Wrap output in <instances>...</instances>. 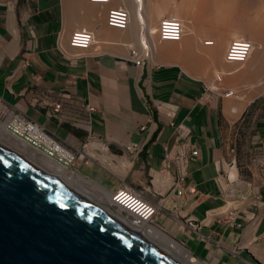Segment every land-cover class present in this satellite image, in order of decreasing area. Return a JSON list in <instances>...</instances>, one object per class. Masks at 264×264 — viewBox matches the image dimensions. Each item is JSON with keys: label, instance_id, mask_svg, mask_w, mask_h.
<instances>
[{"label": "crops", "instance_id": "1", "mask_svg": "<svg viewBox=\"0 0 264 264\" xmlns=\"http://www.w3.org/2000/svg\"><path fill=\"white\" fill-rule=\"evenodd\" d=\"M14 2L0 0V95L75 148L86 141L87 135L74 127L73 119L87 122L89 129L105 137L114 152L125 144H137L141 161L151 166L150 176L159 170L175 178V166L158 169L159 161L164 146L171 155L183 146L187 161L181 186L193 184L197 192L186 194L184 202H177L179 212L157 209L155 221L163 229L159 228L206 264H239L242 260L264 264V188L260 191L257 185L260 199L253 200V184L262 177L256 179L253 175L249 182L235 163L237 157L238 161L241 159L236 151L246 150L253 143L236 142L237 123L223 115L218 96L206 91V85L186 75L177 65L157 63L145 70L127 58L108 53L61 52L57 44L62 37V3L58 19L51 1L19 0L18 13ZM58 100L60 113L66 117L59 122L48 115L50 105ZM84 102L93 107L88 113L81 107ZM261 127L256 130L259 136L264 133V124ZM9 143L13 145L11 139ZM96 144L106 148L103 141L91 138L81 152L94 160L96 157L98 163H106L123 178L134 161L128 168L109 156H101ZM26 148L27 155L41 160L35 157L41 156ZM189 148L196 149L193 157L188 155ZM121 157L133 160L128 155ZM233 159L235 162L231 163ZM93 172L92 180L99 183L104 176ZM224 173L235 178L229 183L230 191L220 190L214 183V177ZM241 193L252 197L250 215L257 212L253 222L250 215H237V210L228 213L231 208L240 207L242 200L226 197ZM229 216L233 220L228 221ZM185 218H192L200 227L194 229ZM237 223L241 225L236 226Z\"/></svg>", "mask_w": 264, "mask_h": 264}, {"label": "bare ground", "instance_id": "2", "mask_svg": "<svg viewBox=\"0 0 264 264\" xmlns=\"http://www.w3.org/2000/svg\"><path fill=\"white\" fill-rule=\"evenodd\" d=\"M62 2L67 17L65 33L60 38L59 45L68 55L109 52L114 56L129 57L130 45L139 46L140 42H143L147 51H141V56L146 55L150 65L156 62L178 65L186 75L206 80L207 88L215 92L222 91L225 87L230 88V95L233 97L226 99L225 110L231 120L239 116L246 103L262 92L264 0H258L257 4H251L250 0H138V4L135 0H111L107 3L88 0ZM120 4H124L129 12L127 27L124 29L108 26L104 19L106 7ZM164 16H173L181 24L182 31L177 39H163L157 36L158 22ZM80 28H86L93 33V42L84 50L67 45L70 31ZM140 28L141 37L138 33ZM231 47L236 50L229 56ZM222 81L224 83H221ZM246 86L251 90L244 91L242 88ZM4 125L0 124V149L8 156L19 163L30 161L40 166L108 216L126 223L138 235L158 246L180 264H206L192 254H189V259L185 262L182 261L178 255L186 252L184 246L158 226L152 223H133L122 217L120 212L111 211L96 201L94 196L85 193H100L109 202L110 191L107 188L69 170L68 165L38 154L44 162L41 163L15 149L5 141L12 138ZM85 128L87 129L88 125ZM19 145L22 148L28 146L22 142ZM96 148L101 156H109L128 168L131 167V160L111 155L102 145L96 144ZM83 155L80 152V157ZM154 178L151 183L152 193L164 194L172 182V177L169 174L155 173ZM179 197L178 193H170L168 198L171 201V211L179 212ZM252 231L253 229L250 232Z\"/></svg>", "mask_w": 264, "mask_h": 264}, {"label": "water", "instance_id": "3", "mask_svg": "<svg viewBox=\"0 0 264 264\" xmlns=\"http://www.w3.org/2000/svg\"><path fill=\"white\" fill-rule=\"evenodd\" d=\"M0 264H180L40 166L0 149Z\"/></svg>", "mask_w": 264, "mask_h": 264}, {"label": "built area", "instance_id": "4", "mask_svg": "<svg viewBox=\"0 0 264 264\" xmlns=\"http://www.w3.org/2000/svg\"><path fill=\"white\" fill-rule=\"evenodd\" d=\"M88 1H100L107 3L110 2L111 0H88ZM135 2L138 4V0H135ZM128 16H129L128 10L125 8L124 4L122 5L120 4L119 6L106 7L104 19L108 26L124 29L125 27H127ZM181 31H182V26L178 20L174 19L173 16H164L161 18V20L158 23V29L156 30V33L158 37L163 39H169V38L177 39L180 36ZM138 33L139 36L141 37V28L140 30H138ZM92 42H93V33L91 30H88L86 28L71 30L67 38V45L83 50L88 48ZM57 48L62 52L61 50L62 48L58 44H57ZM235 50L236 49L234 47H231L228 52L229 56H232L235 53ZM141 51L144 52L147 51L145 49L143 42H140L139 46L137 45L130 46L128 50L130 56L128 58H130V60L133 62L134 65L139 66L142 69L143 64L148 62V59L146 58V55L141 56ZM205 89L208 88L205 86ZM81 105H82L81 106L82 109L85 110L87 113L90 112L91 109H93V107L90 106L87 102L86 103L84 102ZM50 106L51 109L50 111H48L49 116L53 117L58 122L66 118L62 116V114L60 113V109H61L60 100L52 102ZM1 123L5 124L4 128L9 133V136L12 138L11 139L12 142L18 144L22 142L24 144H27L32 152L36 154H41V156L47 157L48 159H51L57 163L59 162L60 164L69 166L70 164H73L74 159H77V157L83 158L85 156L83 155V157H80V152L83 150L86 144L82 146L81 149L80 147L75 148L72 144L64 141L63 138L57 136L54 132L48 130L44 124H41V122L37 121L28 114L23 113V111L16 108L13 104H10L0 95V124ZM71 123L74 124V127L86 131V135H87L86 143L91 138L100 139L105 143L106 149L110 154L122 156V154L115 153L110 149L105 137L95 134L89 128L86 129L85 128L86 125L89 126L87 122L73 119L71 120ZM141 128H144V126H142ZM184 145L187 146L186 143ZM182 147H179L180 150L176 154L171 155V153L168 152L167 147L164 146L165 151L163 154V160H164L163 162L165 167L169 165L170 161L175 166L174 168H175L176 177L172 179V182L171 184H169L168 187H170L174 191L177 189L178 191L177 193L180 194L178 201L184 202L185 195L189 193H195L197 192V189L194 188L193 184L185 188L181 186V181L184 176L185 161H187L186 156H184V151L182 150ZM121 148L126 150L127 155L129 151L133 149L132 156L133 158L136 157L135 155L137 154L138 151L137 144L135 143L125 144L121 146ZM188 151H189L188 155L191 157H193V155L196 154L195 148H189ZM87 157L88 159L90 158L89 156ZM88 159L85 160V164L88 162ZM233 162H235L234 159L231 163ZM228 176H229L228 173H224L214 177V183L217 185L218 188H220V190L230 191L229 183L231 184V182L235 181L234 180L235 178L230 179ZM151 177L152 176H150V178ZM119 179L121 181V185L119 187H116L114 190H111L109 197V205L114 210L120 212L122 215H125L127 219L133 223H137V224L152 223L162 228V225H160L157 221H155L156 211L157 209L162 207L160 200L154 202L150 198L145 196L142 190L144 188L143 185L141 188L138 189L130 185L129 183L123 181V178H119ZM151 179H149L148 181L149 183L146 188L149 191H150L149 186L151 185ZM150 194H152V192ZM260 195L261 193L258 190H256L255 195H253V200L254 201L259 200ZM234 210L236 211L237 208L235 207L231 208L228 213L230 212L233 213ZM256 215L257 212L251 213L250 217L252 219L251 220L252 222L256 217ZM230 219L233 220L232 217L230 216L227 217L228 221H231ZM184 221H186L188 225L190 224L191 227H193L196 230L198 229V227H200V223H197L192 218L189 219L185 218ZM240 225H241L240 223L236 224V226H240ZM178 242H180V244L184 246L187 255L189 254L195 255L190 250H188L181 241ZM239 264H260V263L254 260L253 261L242 260Z\"/></svg>", "mask_w": 264, "mask_h": 264}, {"label": "rangeland", "instance_id": "5", "mask_svg": "<svg viewBox=\"0 0 264 264\" xmlns=\"http://www.w3.org/2000/svg\"><path fill=\"white\" fill-rule=\"evenodd\" d=\"M18 1L19 0H16V3L14 2V9H15L14 11L16 13H18L17 8H20V3ZM43 1H44V3L48 2V1H51L54 3V6H55L54 8L56 9L58 19H60V17H61V3H62V20H61L62 29L60 32V37H61V35H63L65 33L64 30H65L66 17H67L66 13L63 9V2H62V0L61 1L60 0H43ZM250 1H251V4H257L258 3V0H250ZM247 11L249 12V10H247ZM59 41H60V38H59ZM132 46H134V45H132ZM105 53H108V55L114 56L112 53H109V52H105ZM117 57H119V56H117ZM120 57L124 58V59L127 58L128 60H130V58H128V57H122V56H120ZM149 61L150 60H148V62L143 64L142 69H145V70L151 69L153 66H155V64L158 63V62H156L155 64L150 65ZM198 80L201 84H203V85L205 84L206 86L208 85L206 80H204V79H198ZM221 83H224V81H222ZM242 89L244 91H246V90L250 91L251 90V88L248 89L247 86L243 87ZM206 91H209L210 93L218 96V99L221 101V104H222L221 111H222L223 115H225V117L228 120L233 121L234 123L235 122L237 123L238 130H237L236 142H238L240 144H248L249 142L253 143L252 147H250V148L247 145L246 150L243 149V150L236 151V155L241 156V159H240L241 162L238 161L239 158L237 157L238 160L235 163H236V167L238 168V172H239V168L241 167L242 168V171H241L242 174L249 178V182H250V179L252 178L253 175L255 176L256 179H260V177H262L261 180H258L257 182H254V184H253L255 190L257 189L256 187L258 185L259 190L262 191V188H264V133H262V135L259 136V133H256V130L258 128H260L262 126V124H264V86L262 88V92L261 93L259 92L258 94H256L248 103H246L245 106L243 107V109L241 110V112L238 114L239 116H235L236 118L234 117L232 120H231V118H229L230 116L226 112L225 106H224V110H223V104H225L226 99L233 97L230 95V93H231L230 88L225 87L224 90L216 91V92L212 91V90H208V89H206ZM5 141L9 143V140H5ZM12 144H13L12 146L15 149H17L18 151L23 152L25 154L29 153L27 148H22L18 143L13 142ZM85 144H86V141L81 144L80 149ZM108 146H110V145H108ZM115 153L127 155L126 150L121 148V147H118V152L115 151ZM132 153H133V149H131L129 151L128 156H131L133 158ZM135 156H136V158H133L134 162H133L131 169L123 176V181L129 183L130 185H132L138 189L141 188L143 185L144 188L142 190H143V194L145 196H147L148 198H150L154 202H156L157 200H160L162 207L159 208L158 210H160L162 208H164V209L167 208V210H171V201L168 198L170 195V192L172 191L171 188H169L166 191V193H164L162 195L150 194L152 192L151 191L152 187H153L152 184L149 186V189L151 192L148 189H146L148 186V183H149L148 182L149 179L152 178L151 183L154 182V180H155L154 174L155 173H163L164 174V172H165V174H167L166 173L167 171H164V172L159 171V170L152 171L151 172L152 177L150 178L149 174H150L151 169L149 170V167L151 168V166L148 163L146 164L145 161H141L138 154ZM29 157H31V156H29ZM35 157H36V159L40 158L38 156H35ZM31 158L34 159L33 157H31ZM86 159H88L87 156H84L83 158L77 157V159H74L73 164L69 165L70 167H68V169L72 170L73 172L77 171V172H75L77 174L81 173L82 175H84L85 178L89 179L90 181H92L94 183H97V184L105 187V189L107 188L108 190L109 189L113 190V188L115 189L116 187H119L121 185V181L119 179L120 176L115 174V172L111 169V167L107 166L106 163H104L105 165L102 164L103 162L101 161V159H99V160L102 163H100V162L98 163V160L96 161V157H95V160L91 157L88 159V162L85 164ZM163 161H164L163 158L161 161H159L160 166H158V169L165 167ZM38 162L44 163L42 159ZM244 164L249 165V167H244ZM167 167L172 168L173 163L170 161L169 165ZM110 169L112 171L111 172L112 174L109 172ZM94 170L96 172H99L101 175L104 176V178H99V183L92 180V179H95L94 172H93ZM81 174H79V175H81ZM162 176H164V175H162ZM241 184H243V183H241ZM79 187L82 188L81 186H79ZM177 192L178 191L176 189L174 193L177 194ZM85 193L88 196H94L96 201H98L100 204H102L104 206H107L111 211L117 212L112 207H110L109 202L100 193L94 192V194L98 193L96 195H92L91 193H88V192H85ZM242 195H245V196L242 198L241 197ZM226 199L242 200L241 206L237 207V211H238L237 215H240V213H241V215H243L245 217L247 215H250V212L252 210L251 206L253 205V203H250L252 197L246 196V193H241V195H236V196L234 195L233 197L228 196V197H226ZM257 205L258 204H255V206H257ZM120 215L127 219V217L125 215H122V214H120ZM242 226H243V223H242ZM178 256L184 262L187 259H189V255H187L186 252L179 254ZM202 262H204V261H202Z\"/></svg>", "mask_w": 264, "mask_h": 264}]
</instances>
